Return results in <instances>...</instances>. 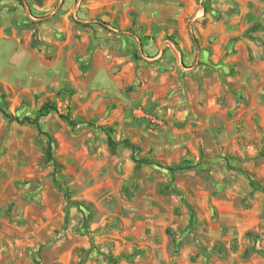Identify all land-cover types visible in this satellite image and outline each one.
<instances>
[{
	"label": "rangeland",
	"instance_id": "rangeland-1",
	"mask_svg": "<svg viewBox=\"0 0 264 264\" xmlns=\"http://www.w3.org/2000/svg\"><path fill=\"white\" fill-rule=\"evenodd\" d=\"M23 1L0 108L58 112H0V264H264V0Z\"/></svg>",
	"mask_w": 264,
	"mask_h": 264
},
{
	"label": "trees",
	"instance_id": "trees-1",
	"mask_svg": "<svg viewBox=\"0 0 264 264\" xmlns=\"http://www.w3.org/2000/svg\"><path fill=\"white\" fill-rule=\"evenodd\" d=\"M19 2L21 4H24V1L23 0H19ZM0 112L7 118V119H10V120H13V121H16L20 124H24V123H27L29 125H34V126H39V121L42 117H45L47 115H49L50 113L52 112H58L56 106L54 103H51V102H45L39 109L37 115L35 117H29V116H25L23 118H18L16 116H12L11 114H8L7 112H5V110H3L2 108H0ZM60 118L63 119L69 126H74V125H77L79 122L77 121H74L70 118L69 115H63V114H60ZM112 131V130H111ZM131 148L133 146H131L130 144H128ZM139 163H142L144 165H147V166H151V167H158V168H162V169H166L170 172H176V171H181L183 169H185V167L183 166H180V165H175V166H163L161 164H159L158 162H155L153 160H150V159H140L138 160ZM76 207L78 208H81L82 205L81 204H78V203H75L74 204Z\"/></svg>",
	"mask_w": 264,
	"mask_h": 264
}]
</instances>
